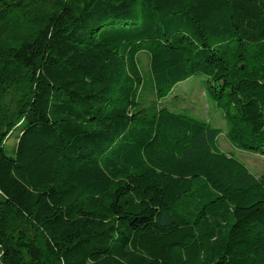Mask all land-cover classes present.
I'll return each mask as SVG.
<instances>
[{
  "label": "trees",
  "instance_id": "1",
  "mask_svg": "<svg viewBox=\"0 0 264 264\" xmlns=\"http://www.w3.org/2000/svg\"><path fill=\"white\" fill-rule=\"evenodd\" d=\"M194 75L264 155V0H0V264H264V178L160 104Z\"/></svg>",
  "mask_w": 264,
  "mask_h": 264
},
{
  "label": "rangeland",
  "instance_id": "2",
  "mask_svg": "<svg viewBox=\"0 0 264 264\" xmlns=\"http://www.w3.org/2000/svg\"><path fill=\"white\" fill-rule=\"evenodd\" d=\"M141 70L145 80L149 77L148 57L145 53L140 54ZM206 78L203 75H194L176 84L162 100L165 105L174 110L185 111L197 117L208 120L213 126L222 131L218 136V143L222 150L232 152L242 161L251 172L264 178V155L246 151L235 147L225 135L226 122L223 112L211 99L205 95ZM144 98L149 102L151 94L144 93ZM15 134L6 140L9 149L15 146Z\"/></svg>",
  "mask_w": 264,
  "mask_h": 264
}]
</instances>
